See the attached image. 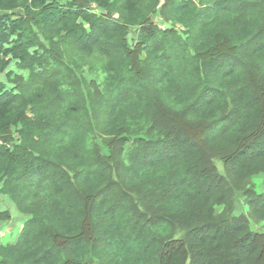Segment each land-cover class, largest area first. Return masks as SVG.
I'll use <instances>...</instances> for the list:
<instances>
[{"label": "trees", "instance_id": "trees-1", "mask_svg": "<svg viewBox=\"0 0 264 264\" xmlns=\"http://www.w3.org/2000/svg\"><path fill=\"white\" fill-rule=\"evenodd\" d=\"M13 61L0 264H264V0H0Z\"/></svg>", "mask_w": 264, "mask_h": 264}, {"label": "rangeland", "instance_id": "rangeland-1", "mask_svg": "<svg viewBox=\"0 0 264 264\" xmlns=\"http://www.w3.org/2000/svg\"><path fill=\"white\" fill-rule=\"evenodd\" d=\"M67 0H45L46 5H52V4H57L62 5L65 4ZM154 20L155 23L160 25L161 27H166V25L162 22L160 15L155 14L154 15ZM131 36V34H130ZM6 46V44H5ZM7 47V46H6ZM7 73H13V75L17 74L19 76L24 75L22 71L17 70L14 67V61L9 65V68H7L1 75H0V83L6 84L8 83L6 75ZM88 78V77H87ZM12 85V84H11ZM263 181H264V176L263 175H258L253 178V184L256 185V192H259L261 187H263ZM238 196H241V194H238ZM238 204L236 206L235 213L236 214H242L246 213V205L244 203V199L238 198ZM11 214V218H10ZM0 215L2 220L0 221V244L1 243H13L16 241V238L19 235L20 227L23 225L26 217L20 213H18L12 206L8 200H6L5 196L0 194ZM13 215V217H12ZM16 217H21L22 223L20 224L16 220L18 218ZM5 224V225H4ZM3 225V228H2ZM258 227V226H257ZM9 228V229H7Z\"/></svg>", "mask_w": 264, "mask_h": 264}, {"label": "crops", "instance_id": "crops-1", "mask_svg": "<svg viewBox=\"0 0 264 264\" xmlns=\"http://www.w3.org/2000/svg\"><path fill=\"white\" fill-rule=\"evenodd\" d=\"M4 196V195H3ZM5 198H6V200H8V202H10V200L5 196ZM11 203V202H10ZM12 204V203H11ZM12 206H13V208L16 210V208H15V206L12 204ZM25 216V215H24ZM12 217H13V215H12ZM26 217V216H25ZM10 218H11V214H10ZM16 218H18L16 221L17 222H19L20 224L22 223V219H21V217H16ZM28 217H26V219H27ZM25 219V220H26ZM25 222V221H24ZM5 225V224H4ZM2 228H3V225H2ZM21 228V227H20ZM7 229H9V228H7ZM20 232V231H19ZM17 239V238H16Z\"/></svg>", "mask_w": 264, "mask_h": 264}]
</instances>
